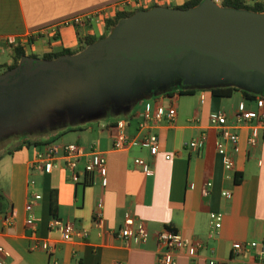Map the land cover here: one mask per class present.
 Segmentation results:
<instances>
[{
    "label": "crops",
    "instance_id": "0c3cea01",
    "mask_svg": "<svg viewBox=\"0 0 264 264\" xmlns=\"http://www.w3.org/2000/svg\"><path fill=\"white\" fill-rule=\"evenodd\" d=\"M126 1L129 0H0V54L11 55L7 66L0 68V75L14 63L13 48L17 45L23 47L27 57L36 56L40 60L64 49L77 50L80 38L100 39L106 33L109 19H100L85 28L57 27L66 20ZM186 1L153 0L152 7L159 2L162 3L159 6L178 7ZM245 3L264 4V0H245ZM238 93L236 90L231 97H221L209 89L201 91L198 97L197 91L186 95L192 96L191 99L164 94L167 105L172 103L176 107L177 119L173 126L163 124L153 130L160 142L157 157H152L139 144L114 150L113 135L103 129L92 135L75 133L67 142H50L51 139L26 142L25 146L1 155L0 172L3 166L7 172L0 182L5 198L0 213V246L8 257H0V261L4 264H52L54 260L59 264H156L157 234L171 228L183 238L203 245L195 257L180 250L177 264H209L213 259L218 264H258L256 252L233 253L237 243L260 244L264 230V137H259L257 145L251 147L250 128L233 126V115L241 104L248 110L258 109L255 102L258 96L242 92L239 100ZM143 110L144 105L118 119L126 121L128 135L137 134ZM218 112L229 116L231 131L240 137L231 172L225 170V158L216 149L220 131L210 123V116ZM202 133L207 136L204 146L197 151L188 149L186 144ZM47 141L56 145L78 144L86 149L87 155L78 163L76 180L63 160L51 173L31 168L36 152L46 146L33 144ZM91 146L95 147L94 154L88 153ZM96 153L105 156L107 174L87 183L84 167L97 158ZM167 155L171 156L170 160L166 159ZM136 159H143L145 164L137 166ZM32 180L34 188L30 185ZM209 182L212 183L210 195L205 197L203 190ZM33 191L40 198L29 212ZM224 192H230L231 197L223 196ZM100 204L104 216L101 232L95 223ZM211 213L223 214L217 233L210 224ZM11 214V223H5L4 218ZM31 215L33 227L28 224ZM127 215L135 220L136 226L146 225L147 242L127 243L118 236ZM53 218L74 223L78 229L87 231L88 237L64 241L59 230L49 228ZM44 246L52 247L53 253H47Z\"/></svg>",
    "mask_w": 264,
    "mask_h": 264
},
{
    "label": "rangeland",
    "instance_id": "374dc122",
    "mask_svg": "<svg viewBox=\"0 0 264 264\" xmlns=\"http://www.w3.org/2000/svg\"><path fill=\"white\" fill-rule=\"evenodd\" d=\"M10 60V53H1L0 68ZM229 86L240 93L239 100L242 92L264 97L263 75L243 73L194 53L160 62L103 61L92 69L82 65L74 72L23 77L0 88V156L26 142L46 141L58 134H64L58 142H67L75 133L92 135L146 103L160 99L169 104L163 96L167 92L192 89L198 97L203 90ZM4 168L0 182L7 172Z\"/></svg>",
    "mask_w": 264,
    "mask_h": 264
},
{
    "label": "built area",
    "instance_id": "2783aa9c",
    "mask_svg": "<svg viewBox=\"0 0 264 264\" xmlns=\"http://www.w3.org/2000/svg\"><path fill=\"white\" fill-rule=\"evenodd\" d=\"M219 4L220 0H213ZM153 5V0H129L120 4H117L104 11H98L95 13H89L83 16H77L73 19L66 20L59 27H75L85 28L91 25L95 21L100 19H110L112 15H116L121 11H136L139 9H149ZM56 28V29H57ZM257 104V110L252 111L245 108L243 104L239 106V109L233 115V126L236 128L245 127L250 128V136L248 138V144L251 147H255L258 143L259 137H264V97L258 96L255 98ZM177 119L176 107L171 103L170 105H164L162 100L156 99L154 102L146 103L144 110L141 113V121L138 124V131L136 135H128L126 133L127 123L125 120H118L116 124L102 126L103 130H107L113 135L112 148L114 150L127 149L131 145L139 144L146 147L152 157H157L160 149V142L158 135L153 130L163 124L168 126L175 125ZM196 118H193L195 121ZM229 116L226 113L218 112L210 116V123L213 127L219 129L220 138L216 143L217 152L225 158V170L231 172L235 168V155L238 151V145L240 137L236 132L231 131L229 125ZM207 136L206 133H202L198 138L191 140L186 144V147L191 151H197L201 149ZM31 145V144H29ZM32 146V145H31ZM230 149V151H229ZM95 147L91 146L88 153H95ZM97 154V153H96ZM87 155L86 149L78 144L68 145H56L54 143L48 144L43 150L36 152L32 162L31 168L35 171L51 173L54 169L58 168L60 160H63L66 167L72 172L73 179L76 180L78 173L79 160ZM167 160L171 159L170 155L166 156ZM135 164L137 166H143L145 161L143 159H136ZM107 174V161L104 155L97 154L95 160H90L84 167V175L87 183H93L96 176L102 178ZM31 187H35V181L30 182ZM212 183H207L203 195L208 197L210 195V189ZM223 196L230 198V192H224ZM40 198L39 193L32 192L29 200L28 210L31 212L33 208L38 204ZM103 207L100 204L95 212V223L100 229L103 228ZM13 214L6 216L4 222L11 223ZM223 222L222 213H211L210 224L214 233L221 228ZM29 226H34L33 216L28 219ZM49 228L51 230H59L62 233V239L64 241H70L73 239H86L88 232L78 229L74 223L69 221H62L58 218H53L49 222ZM118 236L129 243L130 241H138L145 243L149 239V231L143 223L138 226L135 224V220L130 217H125L124 226L120 229ZM157 240V262L156 264H177V253L180 250H186L189 255L195 257L199 251L203 248V245L199 242H195L191 239L183 238L180 234L171 228H166L159 232L156 237ZM47 253L52 254L53 248L44 246ZM256 252L255 258L258 264H264V230L262 234L261 243H237L233 247V253L235 255L243 253ZM0 257H8L7 251L0 246ZM0 264H4L0 261ZM52 264H59L57 260H54ZM194 264V263H191ZM209 264H218L214 259Z\"/></svg>",
    "mask_w": 264,
    "mask_h": 264
},
{
    "label": "water",
    "instance_id": "95a60500",
    "mask_svg": "<svg viewBox=\"0 0 264 264\" xmlns=\"http://www.w3.org/2000/svg\"><path fill=\"white\" fill-rule=\"evenodd\" d=\"M189 53L264 76V13L223 8L213 0L190 9L157 6L122 20L112 35L77 55L37 58L30 65L35 73H66L103 61L160 62Z\"/></svg>",
    "mask_w": 264,
    "mask_h": 264
},
{
    "label": "trees",
    "instance_id": "16d2710c",
    "mask_svg": "<svg viewBox=\"0 0 264 264\" xmlns=\"http://www.w3.org/2000/svg\"><path fill=\"white\" fill-rule=\"evenodd\" d=\"M204 0H187L183 5L174 7V8H180V9H190L194 8L198 5H200ZM158 5H154L153 7H157ZM221 6L223 8H233V9H238V10H248L251 12L255 13H264V4L262 3H255L253 5H248L245 3V0H222ZM151 7V8H153ZM148 9H139L136 11H121L118 12L115 16H113L111 19L107 20L106 22V33L100 38L97 39L95 37H84L80 38V46L77 50H69V49H64L63 51L57 52V53H52V54H47L44 55L45 60H55L58 59L62 56H73L77 55L80 52L84 51L88 46L93 45L97 41L106 38L109 33L115 29L119 23L128 18L133 16L137 11H145ZM22 57H25V51L23 47H20L19 45L15 46L13 48V60L14 63L7 68H12L14 67L18 60H20ZM236 91V88L234 87H216V88H211V92L215 96H221V97H231L232 94ZM196 92V90L188 89V90H181L178 92L179 95H192ZM175 92H167L165 95L168 96H174ZM245 95L248 97V95L245 93ZM250 98V97H249ZM64 134H58L54 138L50 140V142H54L57 140V138L61 137ZM31 144L32 143H28ZM50 144L48 141L47 142H35L33 145L35 146H45ZM87 182V181H86ZM2 192L0 191V213L3 211L4 206H5V200Z\"/></svg>",
    "mask_w": 264,
    "mask_h": 264
},
{
    "label": "flooded vegetation",
    "instance_id": "af4514ba",
    "mask_svg": "<svg viewBox=\"0 0 264 264\" xmlns=\"http://www.w3.org/2000/svg\"><path fill=\"white\" fill-rule=\"evenodd\" d=\"M36 56H26L22 57L18 60L17 64L12 68H7L1 75H0V88H3L7 84H15L16 81L23 77H31L37 75L39 73H35V68L31 67V63L37 59ZM41 61H45L44 58H40ZM35 63V61L33 62ZM20 66V67H19ZM216 88V87H215Z\"/></svg>",
    "mask_w": 264,
    "mask_h": 264
}]
</instances>
